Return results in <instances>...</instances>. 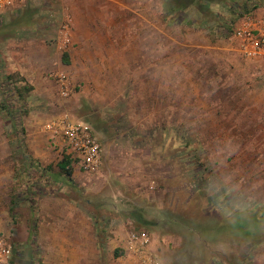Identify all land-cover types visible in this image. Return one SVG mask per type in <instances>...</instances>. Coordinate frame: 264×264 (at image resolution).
<instances>
[{
  "label": "rangeland",
  "instance_id": "1",
  "mask_svg": "<svg viewBox=\"0 0 264 264\" xmlns=\"http://www.w3.org/2000/svg\"><path fill=\"white\" fill-rule=\"evenodd\" d=\"M25 2L30 15L0 21L8 99L15 104L14 85L32 87L19 154L0 112V238L8 248L0 264H61L60 246L75 264H124L121 229L145 230L158 264H264V63L244 62L232 35L214 39L191 17L176 23L164 0ZM113 32L120 36L107 39ZM74 42L82 45L76 65H65L62 95L56 50L64 57ZM65 112L99 139L98 172L61 170L66 152L46 123ZM25 164L28 173L18 172ZM25 177L42 180L47 194H30ZM137 210L151 223H138ZM83 243L95 245L76 247Z\"/></svg>",
  "mask_w": 264,
  "mask_h": 264
},
{
  "label": "built area",
  "instance_id": "2",
  "mask_svg": "<svg viewBox=\"0 0 264 264\" xmlns=\"http://www.w3.org/2000/svg\"><path fill=\"white\" fill-rule=\"evenodd\" d=\"M15 1L0 0V12ZM232 36L238 41L242 56L264 60V11L260 15L249 14L241 18ZM56 77L62 95H68L70 87L66 75L58 73ZM46 130L52 142L65 150L72 163L76 162L82 171L88 174L99 171L102 165L101 143L88 126L65 112L49 119ZM151 242L152 239L145 230H131L122 246L125 252L132 253L138 258L139 264H158L151 255ZM7 250L6 241L0 238V263L6 261Z\"/></svg>",
  "mask_w": 264,
  "mask_h": 264
},
{
  "label": "trees",
  "instance_id": "3",
  "mask_svg": "<svg viewBox=\"0 0 264 264\" xmlns=\"http://www.w3.org/2000/svg\"><path fill=\"white\" fill-rule=\"evenodd\" d=\"M164 3H166V7H169L167 8L170 13L169 15L176 17V23L183 22L187 17H191L189 19L191 23L207 28L211 34L214 35V39L232 35L236 22L243 16L247 15L253 7H256V5L250 7L247 1L240 0H164ZM191 9H195L193 15L190 14ZM213 15L216 20L212 22L210 17H213ZM67 57V54L63 57L65 63L69 62ZM1 75L2 74H0V95L2 98L0 112L6 121L7 135L10 139L16 138L15 142L13 140L15 145L14 149L15 153L19 154L17 151L25 148L24 136L26 128L23 123V116L26 115L28 111L27 102L24 99L25 97L23 98L24 90L30 91L32 87L23 86L21 88L20 86L14 85L13 87L15 91L18 93V96L15 97L16 101L14 104L12 102L14 99H8V92L11 91L8 81L12 76L7 75L1 77ZM26 161L27 160H25V162ZM25 165L27 167L24 168L21 165H17V171L19 172V169H22L23 172L28 173L30 165ZM59 166L61 170L65 171L67 176H71L73 171L72 159L68 155L63 158L59 163ZM21 182L24 183L27 191L38 199L48 192L43 189L46 185L43 184L42 180L33 181L30 177H25ZM34 201L36 202V199H34ZM33 207L35 208V205H33ZM136 213H131V216L137 220L138 223L142 225H148L151 223L138 210Z\"/></svg>",
  "mask_w": 264,
  "mask_h": 264
},
{
  "label": "crops",
  "instance_id": "4",
  "mask_svg": "<svg viewBox=\"0 0 264 264\" xmlns=\"http://www.w3.org/2000/svg\"><path fill=\"white\" fill-rule=\"evenodd\" d=\"M25 1H27V0H16L10 7H8V8H6L5 10H3V11H1L0 12V21L1 20H3V18H4V16H9V15H19V16H21V17H23V16H27V15H30L29 14V10H30V8L29 9H27L26 8V5H27V3L25 2ZM29 5V4H28ZM38 7V6H37ZM36 8V7H35ZM42 8V6L40 7V9ZM34 11V10H33ZM264 11V7H260V6H256V7H253L251 10H250V12L247 14V15H249V14H257V15H260V13H262ZM23 15V16H22ZM39 15H41V14H39ZM247 15H245V16H247ZM244 17V16H243ZM112 18H114V17H112ZM238 23H240V19L236 22V24H238ZM104 24H105V26H108L109 25V22H107L106 20L104 21ZM120 25V21L118 20V18L117 19H112L111 20V22H110V25ZM236 24H235V26H236ZM107 32H108V29L109 28H104ZM127 34V33H126ZM31 35H33V34H31ZM109 34H107V39H109V38H113V39H115V37H118V36H120L119 35V33H116V32H113L112 34H110V36H108ZM15 36V35H14ZM35 36V37H34ZM129 36V35H128ZM127 36V37H128ZM109 37V38H108ZM233 37V38H232ZM230 39H234V40H236V38L234 37V36H232ZM224 38V37H223ZM35 39V41H43L44 40V38L42 37V36H40L39 34L38 35H33V38H32V40H34ZM74 39H75V41L76 40H79L76 36H74ZM106 39V40H107ZM80 40H82V39H80ZM83 41V40H82ZM237 41V40H236ZM74 44H77L76 46H71L69 49H65L66 51H64V53L65 54H67V60L69 61L68 63H65L64 62V60L62 59V57H63V55L61 56L60 54H59V56H57V54L59 53L58 52V50H56V59H60L59 60V62H57V65L55 66V67H53V68H55L56 69V71L57 72H59V73H63V74H65L66 75V77H67V79H68V83L70 84V81H69V75H70V73H69V71L65 68V65H72V63L73 62H70V60H73V58L77 55V58H79V50L81 49L80 47H81V42L80 43H77V42H74ZM237 44H238V41H237ZM45 46H47L46 44H43V45H40V46H38V47H36L35 45H34V48H35V50H37V51H33V53L31 52V56H34L31 60H30V63H31V65L32 64H35V61L37 60V58L38 59H40V56L42 57V56H44L45 54V50H46V47ZM237 51H238V48H237ZM39 53V55H36V54H38ZM42 54V55H41ZM65 54H64V56H65ZM243 61L244 62H249L250 63V65H253V64H255V65H260V64H263L264 63V60H256V59H250V58H246V57H244L243 56ZM247 64V63H246ZM76 64H73L72 66H71V68L72 67H74ZM248 67V66H247ZM246 67V65H244L243 64V70L244 69H248ZM255 70H256V68H254ZM54 70V69H53ZM35 71H39V69H36V70H34V72ZM244 72H245V70H244ZM69 74V75H68ZM57 75V74H56ZM73 77H72V80H74V78H76V76H74V75H72ZM81 172L82 173H85L84 171H82L79 167H78V165H77V167L75 166L74 168H73V171H72V174H71V177H80L81 176ZM67 176V175H66ZM75 215L76 214H74V212H72V210L70 211V213H69V219H70V225H71V227H72V225H73V223L75 224V221H76V219H74V221H73V218L75 217ZM77 216V215H76ZM84 218H83V220H82V218H80V232L81 233H84L85 231H86V224H87V219L85 218V216H83ZM81 224H83V226L81 225ZM123 231H124V229H121L120 231H119V235L117 236V239H118V241H119V243L121 242L122 243V245H123V243H124V240L126 239V237H127V234L129 233V232H125L124 231V233H123ZM72 245V244H71ZM93 246V245H95V244H85V243H83V244H80V245H77L76 247L78 248V247H81V248H83V249H86V250H88V248H90V246ZM152 245V244H151ZM58 250L60 251V253L62 252V250H65V252H66V247H63V246H60V247H58ZM63 253L62 255H61V258H60V262H61V264H75L74 262H73V260H72V258L71 257H75V256H72V253H69V254H67V253ZM126 254H125V259H124V264H139V261H138V258L134 255V254H132V253H129V252H125ZM77 264V263H76ZM86 264V263H85Z\"/></svg>",
  "mask_w": 264,
  "mask_h": 264
}]
</instances>
